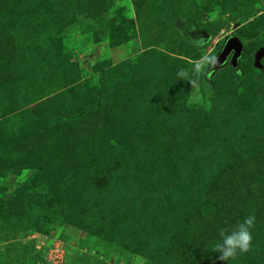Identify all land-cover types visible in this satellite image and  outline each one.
I'll return each mask as SVG.
<instances>
[{"label": "rangeland", "instance_id": "obj_1", "mask_svg": "<svg viewBox=\"0 0 264 264\" xmlns=\"http://www.w3.org/2000/svg\"><path fill=\"white\" fill-rule=\"evenodd\" d=\"M261 48L264 0H0V264H264Z\"/></svg>", "mask_w": 264, "mask_h": 264}, {"label": "clouds", "instance_id": "obj_2", "mask_svg": "<svg viewBox=\"0 0 264 264\" xmlns=\"http://www.w3.org/2000/svg\"><path fill=\"white\" fill-rule=\"evenodd\" d=\"M217 58L207 53L194 61L191 68H179L177 70L178 80H184L191 84L192 88L197 86V79L205 74L206 71L214 69ZM255 226V216L249 215L243 220L238 221L231 231L221 229L220 239L212 245L211 251L219 253L218 259L229 261L237 258L238 254L243 255L251 251L252 228Z\"/></svg>", "mask_w": 264, "mask_h": 264}, {"label": "water", "instance_id": "obj_3", "mask_svg": "<svg viewBox=\"0 0 264 264\" xmlns=\"http://www.w3.org/2000/svg\"><path fill=\"white\" fill-rule=\"evenodd\" d=\"M244 51L243 45L238 37L231 36L227 38L219 52L216 56L217 64L214 69L210 72L218 70L221 66L227 63L230 57V66L232 69H236L238 66V60L242 56ZM264 56V48H261L255 57V65H258L259 59Z\"/></svg>", "mask_w": 264, "mask_h": 264}, {"label": "trees", "instance_id": "obj_4", "mask_svg": "<svg viewBox=\"0 0 264 264\" xmlns=\"http://www.w3.org/2000/svg\"><path fill=\"white\" fill-rule=\"evenodd\" d=\"M236 37H237V36H236ZM239 40H240V39H239ZM240 41H241V40H240ZM241 43H242V45H243V48L245 49V48H246V42H245V40H242ZM240 58H241V57H240ZM240 58H239V59H240ZM238 63H239V60H238ZM230 68H231V66H230ZM231 70L234 71L236 75H238V72H237V71H238V66H237L236 69H232V68H231ZM211 74H212V72L209 71V73L206 74V79H209V77L211 76ZM206 79H205V81L207 82L209 88H211V87H212L211 84H210L209 81H207Z\"/></svg>", "mask_w": 264, "mask_h": 264}, {"label": "flooded vegetation", "instance_id": "obj_5", "mask_svg": "<svg viewBox=\"0 0 264 264\" xmlns=\"http://www.w3.org/2000/svg\"><path fill=\"white\" fill-rule=\"evenodd\" d=\"M229 58H230V57H229ZM229 58H228V59H229ZM227 61H228V60H227ZM229 63H230V61H229Z\"/></svg>", "mask_w": 264, "mask_h": 264}]
</instances>
